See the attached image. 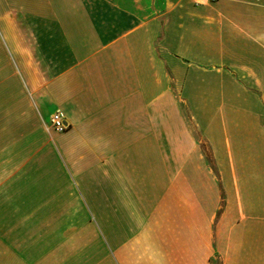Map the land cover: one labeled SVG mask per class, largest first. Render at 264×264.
I'll return each mask as SVG.
<instances>
[{"label": "crops", "instance_id": "1", "mask_svg": "<svg viewBox=\"0 0 264 264\" xmlns=\"http://www.w3.org/2000/svg\"><path fill=\"white\" fill-rule=\"evenodd\" d=\"M0 264H264V0H0Z\"/></svg>", "mask_w": 264, "mask_h": 264}, {"label": "built area", "instance_id": "2", "mask_svg": "<svg viewBox=\"0 0 264 264\" xmlns=\"http://www.w3.org/2000/svg\"><path fill=\"white\" fill-rule=\"evenodd\" d=\"M196 1H197V4H206V3L215 2L217 0H196ZM51 123H52L53 129L58 133H63L68 128V125L65 123V117L61 112H56L52 116Z\"/></svg>", "mask_w": 264, "mask_h": 264}, {"label": "water", "instance_id": "3", "mask_svg": "<svg viewBox=\"0 0 264 264\" xmlns=\"http://www.w3.org/2000/svg\"><path fill=\"white\" fill-rule=\"evenodd\" d=\"M68 125V124H67Z\"/></svg>", "mask_w": 264, "mask_h": 264}]
</instances>
